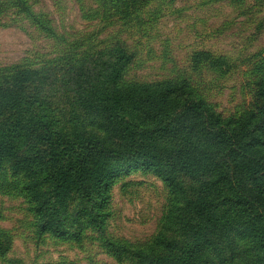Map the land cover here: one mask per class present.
I'll list each match as a JSON object with an SVG mask.
<instances>
[{
    "label": "trees",
    "instance_id": "trees-1",
    "mask_svg": "<svg viewBox=\"0 0 264 264\" xmlns=\"http://www.w3.org/2000/svg\"><path fill=\"white\" fill-rule=\"evenodd\" d=\"M37 2L0 0L3 26L21 20L51 43L44 56L0 66V169L20 177L37 240L78 242L90 228L119 264H264V48L243 61L190 48L182 62L159 29L175 18L180 33L211 40L260 15L257 36L264 0H72L85 27L69 31ZM209 9L227 13L185 23L186 12ZM153 62L162 76L143 78ZM236 73L249 98L224 113L214 99ZM126 161L134 167H118ZM138 169L168 199L159 231L132 245L111 239L100 210L118 177ZM77 200L82 231L71 233L64 218ZM10 242L0 232V259Z\"/></svg>",
    "mask_w": 264,
    "mask_h": 264
},
{
    "label": "rangeland",
    "instance_id": "rangeland-1",
    "mask_svg": "<svg viewBox=\"0 0 264 264\" xmlns=\"http://www.w3.org/2000/svg\"><path fill=\"white\" fill-rule=\"evenodd\" d=\"M36 1H38L36 9L51 12L60 28L64 25L69 31L71 28L85 27L79 19L77 6L72 0H64L60 9L55 6V0ZM87 1L91 2V0ZM247 1L251 4L255 0ZM192 5L193 3H190L189 6ZM223 12L225 11L221 9L188 11L186 14L190 15V18L185 23L203 15L204 20L209 23L220 22L225 17L221 14ZM258 16L261 17L256 15L242 32L237 30L225 37L211 40L197 38L195 34L189 32L180 33L179 30L184 29L185 24L176 26L175 22L183 21H176L175 18L163 20L159 29L163 39L164 37L170 39L171 47L174 49L173 56L179 61H184L190 48L224 52L243 61L264 48V31L255 36L253 26ZM228 18L234 22L245 19L237 20L236 15ZM50 49L51 43L35 33L26 22L18 20L11 26H3L0 23V66L12 65L24 59L35 60L37 55L44 56L51 51ZM246 65L241 64V67H244L242 69H245ZM140 74L145 79H157L162 76L159 65L155 62ZM244 82L245 77L240 73L232 75L224 82L223 93L214 99V102L220 106L219 110L224 113L231 112L248 100L246 89L241 88ZM117 165L129 168L134 167V162L126 161ZM118 178L112 187L109 205L106 210L104 208L100 210L101 213L109 211L110 214L106 224L108 235L114 241L132 245L144 243L160 229V221L167 207L168 192L159 180L140 169L131 170ZM21 183L20 177L12 176L8 166L0 169V232L11 241V253L5 259H0V264H10L7 260H17L24 264H119L105 254L100 244L101 237L90 228L86 231V237L85 233H82L83 237L78 242H72V239L58 241L46 237L38 241L30 225L32 213L30 204L26 200L27 193L20 191L19 188ZM11 184L16 186L14 191L8 188ZM84 208L85 205L79 200L69 208L64 222L71 233L82 231L76 220ZM87 223V220L84 221V228Z\"/></svg>",
    "mask_w": 264,
    "mask_h": 264
}]
</instances>
